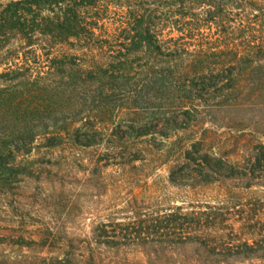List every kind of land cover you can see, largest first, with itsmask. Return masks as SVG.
Returning <instances> with one entry per match:
<instances>
[{"label": "rangeland", "instance_id": "obj_1", "mask_svg": "<svg viewBox=\"0 0 264 264\" xmlns=\"http://www.w3.org/2000/svg\"><path fill=\"white\" fill-rule=\"evenodd\" d=\"M97 1L88 15L97 25L94 40L52 50V56L67 57L64 80L42 57L29 64L33 71L25 74L28 81L0 83V177L10 182L0 187V264L55 259L71 264H264L260 256L212 257L195 245L110 249L96 244L100 225L137 223L175 207L216 212L220 220L214 228L228 237L224 243L231 239L240 244L253 227L264 235V180L204 184L202 177L213 174L185 158L209 155L238 168L249 165L256 147L264 146V79L241 78L234 91H211L188 100L183 94L141 88L140 70L153 61L149 55L133 64L138 72L126 84L112 87L106 80L89 79V72L106 67L125 43L136 14L151 18L145 25L163 32L161 40L176 39L179 30H186L183 43L209 54L237 51L248 41L263 39L256 25L260 18L242 9L238 0H215L218 9L212 14L231 5L218 18L199 8V0L191 11L162 0ZM225 60L223 54L211 57L202 67L211 71ZM166 67L173 70L172 64ZM43 78L48 79L47 91L30 90L33 81ZM19 107L25 121L38 110L44 117L32 152L7 155L2 143L10 139ZM176 125L184 128L176 130ZM91 126L98 144L84 148L71 143L76 128L83 132ZM140 127L155 132L139 138ZM47 133L62 135L63 144L46 147ZM14 168L20 170L18 178Z\"/></svg>", "mask_w": 264, "mask_h": 264}, {"label": "trees", "instance_id": "obj_2", "mask_svg": "<svg viewBox=\"0 0 264 264\" xmlns=\"http://www.w3.org/2000/svg\"><path fill=\"white\" fill-rule=\"evenodd\" d=\"M162 1L167 6H178L185 11H191L196 2V0ZM236 2L240 3L242 9L248 8L255 13V17L260 18L256 25L261 29L259 33L263 34L264 0ZM97 3V0H5L0 2V83L25 82L27 80L25 74L33 71L29 65L31 61L36 63L35 61L42 57L46 58L49 69L55 71L60 80H64L65 69L69 64L65 61L67 57L52 56V50L58 45L70 42L82 44L94 40V29L97 25L94 24V18L88 15L89 11H94ZM197 6L208 10L207 15L210 17L216 15L215 17L218 18L224 10L229 12L231 5L226 4L224 10L213 14L212 10L218 9L215 0H199ZM150 19L144 15H134L133 27L125 43L120 45L106 67L99 68L95 74L89 72V79L106 80V85L112 87L126 84V78L131 77L132 72L134 75L138 72L133 68V64L143 61L144 55H149L153 61H148L146 68L140 70L143 80L141 88L160 94L166 92L173 95L183 94L184 98L191 100L193 96L195 99L203 98L211 91L222 93L234 91L241 78L258 83L263 81L264 38L259 37L256 41H248L237 51L230 48L227 52L209 54L202 49L192 51L183 43L187 35L186 30H179L180 35L176 39L171 37L161 40L163 32L152 31L149 25H145V20L148 22ZM243 25L247 26L248 23ZM81 47L82 50L86 48L83 45ZM221 54L227 61L218 64V68L214 70L203 69L202 65L207 59L221 56ZM169 64L173 65V70L166 67ZM43 80L40 83L33 81L29 86L30 90L47 91L48 79L43 78ZM21 112L19 107L15 117L16 125H12L6 138L10 139L2 143V148L8 153L7 155L30 154L34 140L38 136L37 124L43 120L44 115L39 110L34 111L25 121ZM131 128L134 130L133 127ZM183 128L179 125L176 130ZM153 132H155L153 129L140 127L137 129V136L146 137ZM95 134L97 133H94V126L87 127L83 132L82 129L76 128L70 135V140L75 146L91 148L98 144ZM45 135L48 136L46 147L55 148L63 144L62 135L49 136L48 133ZM185 158L192 163L199 162L197 163L199 166L213 174L202 177L204 184L219 182L221 179L264 180V146L262 145L256 147L255 155L249 165L242 168L209 155H201L199 159L189 155ZM137 161L139 159H133L131 162ZM1 164L5 165L3 160ZM12 170L18 178L20 170L15 168ZM8 183H10L8 179L0 177V187ZM219 218L220 215L216 212H183L182 207H175L162 211L154 218L145 216L137 223L132 221L100 225L94 239L97 245L110 249L127 246L181 248L195 245L205 249L212 257L247 259L260 256L264 258V235L261 231H255L253 227L250 237L240 244L235 245L231 239L224 243V239L228 237L214 228ZM108 228H111V231H108ZM19 244L28 246V243ZM45 264H71V261L55 259Z\"/></svg>", "mask_w": 264, "mask_h": 264}]
</instances>
